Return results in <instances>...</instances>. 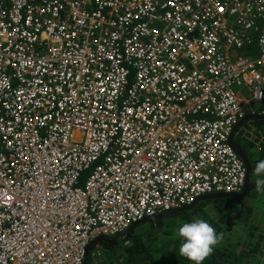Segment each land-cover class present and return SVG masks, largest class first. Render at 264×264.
I'll return each instance as SVG.
<instances>
[{
    "label": "built area",
    "instance_id": "2783aa9c",
    "mask_svg": "<svg viewBox=\"0 0 264 264\" xmlns=\"http://www.w3.org/2000/svg\"><path fill=\"white\" fill-rule=\"evenodd\" d=\"M248 115L264 0H0V264H83L101 236L241 193Z\"/></svg>",
    "mask_w": 264,
    "mask_h": 264
},
{
    "label": "trees",
    "instance_id": "16d2710c",
    "mask_svg": "<svg viewBox=\"0 0 264 264\" xmlns=\"http://www.w3.org/2000/svg\"><path fill=\"white\" fill-rule=\"evenodd\" d=\"M252 122L255 127L252 140L247 141L239 138V142L243 141L241 146L253 171L257 163L264 160V119ZM257 145L260 147L259 150H257ZM256 179L258 177L251 176L248 192L243 198L205 200L188 210L172 215L175 218V230H178L185 222L204 219L216 230L217 234L223 235V241L213 248L203 264H264V224L258 225L252 222L258 196L260 195L261 201L264 200V192L258 193L255 189ZM209 202L212 203L213 209L211 212H205L203 208ZM249 202L252 205H249ZM199 211L201 216L198 215ZM161 221L162 219L158 220L152 224V227L159 226L158 231L161 228ZM241 224L244 229L248 230L243 243L233 244L224 239L227 233L238 229ZM136 228L132 234L130 233L129 238L118 241L114 245L110 246V242L96 245L101 248L102 252L104 251L101 264H106V262L109 264H192L191 261L180 255L181 239H177L176 251L171 246V243L174 242L167 240H163L161 245L155 249L153 243L157 238L153 237L154 241L149 240L144 235L136 233ZM152 233H154L153 230ZM160 235H163L162 238L167 236L166 233ZM119 243L123 247L117 251L115 246ZM183 260L185 262H182ZM85 264H93L90 253L86 257Z\"/></svg>",
    "mask_w": 264,
    "mask_h": 264
},
{
    "label": "rangeland",
    "instance_id": "374dc122",
    "mask_svg": "<svg viewBox=\"0 0 264 264\" xmlns=\"http://www.w3.org/2000/svg\"><path fill=\"white\" fill-rule=\"evenodd\" d=\"M258 109V105H255L253 107V110L257 111ZM255 129L254 125H253V122L252 121H247L244 123V125L242 127H240L235 136H234V142L237 143V144H243V141H240L239 142V138L240 139H245L247 136H249V139L252 140V133H253V130ZM250 140V141H251ZM260 147H258L257 145V150H259ZM251 176H255V170L252 171L251 173ZM263 201H261L260 199V195L258 196V199H257V202H256V206H255V209H254V212H253V215H252V222L254 224H258V225H263L264 224V205H263ZM249 205H252L251 202H249ZM213 209V205L211 202L207 203L205 205V207L203 208V210L205 212H211ZM199 216H201L202 214L200 213V211L198 212ZM152 224L154 223H150V222H144L143 224L139 225L135 230H136V233L138 234H142L144 235L146 238H148L149 240H152L154 241V238H157L156 241H154L153 243V247L156 249L158 248L162 241L163 240H167L169 242L173 241L174 243H171L172 245V248L176 251V247H177V239H181L179 236H178V230H175V218L172 217V216H169V217H166L164 219H162L161 221V228L158 229L157 231V228L159 226H153L152 227ZM179 227V225H178ZM152 230L154 233H152ZM150 232V233H149ZM166 233V237L165 238H162L161 236L163 235H160V234H164ZM248 233V230L247 229H244L243 228V225L241 224L240 227L232 232H229L227 233L226 237L224 239L228 240L230 243H233V244H237V243H243V239L245 237V235ZM154 237V238H153ZM223 239L220 241L222 242ZM117 251H120L123 247V245L121 243H119L117 246H115ZM168 253H169V250H168ZM103 254H104V251H103ZM182 262H185L184 260ZM109 264V263H108Z\"/></svg>",
    "mask_w": 264,
    "mask_h": 264
},
{
    "label": "clouds",
    "instance_id": "9594fccd",
    "mask_svg": "<svg viewBox=\"0 0 264 264\" xmlns=\"http://www.w3.org/2000/svg\"><path fill=\"white\" fill-rule=\"evenodd\" d=\"M240 147L242 148L241 144ZM251 173L252 172H250V179ZM255 175L258 177V179L255 180L256 191L258 193L264 192V160L257 163ZM118 236L107 239L110 240ZM178 236L182 240L179 248L180 255L187 258L192 264H203L204 260L213 251V248L223 239V235L217 234L216 230L204 219H193L191 222L183 223L178 229Z\"/></svg>",
    "mask_w": 264,
    "mask_h": 264
},
{
    "label": "water",
    "instance_id": "95a60500",
    "mask_svg": "<svg viewBox=\"0 0 264 264\" xmlns=\"http://www.w3.org/2000/svg\"><path fill=\"white\" fill-rule=\"evenodd\" d=\"M260 119H264V115H248L246 116L238 125H236V127L234 128L232 135L230 137V145L232 146V148L235 149V151L237 152V154L239 155V157L242 159V161L244 162V165L246 167V173H247V177H246V181H245V186L243 191L240 194H225V193H221V194H213V195H207L204 197L199 198L193 205H191L190 207H193L194 205H196L197 203L201 202V201H205V200H212V199H220V198H243L249 189V183H250V172H251V166L249 164V160L247 155L245 154V151L240 147V145L234 143L233 141V137L236 133V131L243 126V124L247 121H252V120H260ZM190 207H183L179 210H175L169 213H165L164 215H160L157 217H152V218H148V219H144L143 221L136 223L134 225H132L130 227V229L128 230V232L126 234H122L118 237H115L113 239H107L104 236L99 237L98 239H96L91 245H89V247L87 248V252H86V257L88 255V253L90 252V250L92 249V247H94L95 245H98L100 243H104V242H110L109 245H114L116 244L118 241L127 239L130 237V233H133L134 228L138 227L139 225L143 224L144 222H150V223H155L158 220L164 219L166 217H169L171 215L177 214L179 212L188 210ZM86 259V258H85ZM83 264H85V260L83 262Z\"/></svg>",
    "mask_w": 264,
    "mask_h": 264
},
{
    "label": "bare ground",
    "instance_id": "6f19581e",
    "mask_svg": "<svg viewBox=\"0 0 264 264\" xmlns=\"http://www.w3.org/2000/svg\"><path fill=\"white\" fill-rule=\"evenodd\" d=\"M177 210H179V209H177ZM173 211H175V210H173ZM172 212V211H171ZM172 216V215H171Z\"/></svg>",
    "mask_w": 264,
    "mask_h": 264
},
{
    "label": "flooded vegetation",
    "instance_id": "af4514ba",
    "mask_svg": "<svg viewBox=\"0 0 264 264\" xmlns=\"http://www.w3.org/2000/svg\"><path fill=\"white\" fill-rule=\"evenodd\" d=\"M235 143V142H234ZM237 144V143H236ZM238 145H240V144H238Z\"/></svg>",
    "mask_w": 264,
    "mask_h": 264
}]
</instances>
